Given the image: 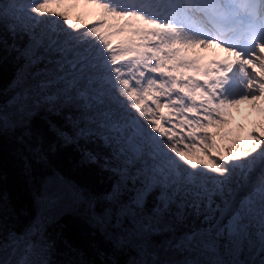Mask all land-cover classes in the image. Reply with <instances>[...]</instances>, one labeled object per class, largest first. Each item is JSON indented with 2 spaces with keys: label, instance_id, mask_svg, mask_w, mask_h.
I'll return each instance as SVG.
<instances>
[{
  "label": "snow or ice",
  "instance_id": "1",
  "mask_svg": "<svg viewBox=\"0 0 264 264\" xmlns=\"http://www.w3.org/2000/svg\"><path fill=\"white\" fill-rule=\"evenodd\" d=\"M81 5L89 11L73 17ZM198 47L228 56L201 66L189 55ZM9 57L19 67L0 93V135L45 159L32 127L41 117L65 145H95L82 163L112 183L93 193L48 177L23 225L0 193V264H264V136L217 158L207 131L228 107L264 100V0H0V61ZM197 147L211 167L189 159ZM65 214L107 245H93L97 260L65 236Z\"/></svg>",
  "mask_w": 264,
  "mask_h": 264
},
{
  "label": "trees",
  "instance_id": "2",
  "mask_svg": "<svg viewBox=\"0 0 264 264\" xmlns=\"http://www.w3.org/2000/svg\"><path fill=\"white\" fill-rule=\"evenodd\" d=\"M117 38L114 37L113 41ZM18 67L17 62L11 57L0 61V93L8 92ZM2 99L3 96H0V100ZM50 118L58 125L65 123L63 117ZM32 127L44 133L45 159L33 158L10 132L0 135V193H3L8 198L10 206L20 213L18 225L26 224L36 214L34 192L39 187L40 181L48 177L58 173L65 180L93 193H103L112 183L110 174L102 171L99 165L82 163L81 149L85 147L93 149L95 145H86L83 140L78 145H65L48 130L47 123L41 117L33 119ZM65 130L70 131V128L66 127ZM50 144L55 145V151L50 150ZM26 163L30 166V170H26ZM132 194L133 191L128 189L125 195ZM61 222L64 224L65 236L72 238L80 247L85 259H98L93 245L100 248L107 247L102 238L90 235L87 225L79 217L65 214L62 215ZM120 259L123 260L124 257Z\"/></svg>",
  "mask_w": 264,
  "mask_h": 264
},
{
  "label": "rangeland",
  "instance_id": "3",
  "mask_svg": "<svg viewBox=\"0 0 264 264\" xmlns=\"http://www.w3.org/2000/svg\"><path fill=\"white\" fill-rule=\"evenodd\" d=\"M56 10L59 11L64 9L58 8ZM87 11L89 10L85 9L83 5H81L80 8L73 11V17H75L74 15L76 12ZM96 18L97 17L95 16H89L85 22L88 23ZM121 38L122 37H118L114 40V42ZM211 50L214 51V48L204 49V51L196 48L190 52L189 55L192 57H195L198 54L205 56L206 53L210 52ZM179 71L180 69H177L174 74L178 75ZM163 111L166 115L169 114L168 109H164ZM172 117H175V115H172L170 118ZM174 120L177 124L179 123L177 117H175ZM225 120L227 122L224 124L217 123L207 128V131L212 134V139L214 140L217 147V150H210L211 155H215L217 158H219L221 155L225 158H228L232 155L242 156L245 151V148H243L242 145L252 144L250 133H253L254 131L255 133H259L260 135L264 136V100L255 102L241 101L236 105L228 107L226 109ZM227 128L229 129L226 130ZM176 130L181 131L179 128ZM182 131L186 135L189 129L185 128ZM223 132H225V134ZM181 147L183 146L181 145ZM193 151L195 152V155H190L189 159H192L194 162L199 164H208L209 167L212 166L209 155H206L201 148H194ZM129 189L133 191L131 185Z\"/></svg>",
  "mask_w": 264,
  "mask_h": 264
},
{
  "label": "bare ground",
  "instance_id": "4",
  "mask_svg": "<svg viewBox=\"0 0 264 264\" xmlns=\"http://www.w3.org/2000/svg\"><path fill=\"white\" fill-rule=\"evenodd\" d=\"M212 48V47H211ZM198 49L199 50H201V51H204V49H210V48H201V47H198ZM222 49H220V48H215V51H213V52H209V54H211L213 57L214 56H217V61H219V60H222L223 58H225V56L222 54V53H219L220 51H221ZM208 54V55H209ZM198 55H200V54H198ZM207 55V56H208ZM201 56V55H200ZM243 123V122H242ZM253 131V130H252ZM254 132V131H253Z\"/></svg>",
  "mask_w": 264,
  "mask_h": 264
}]
</instances>
